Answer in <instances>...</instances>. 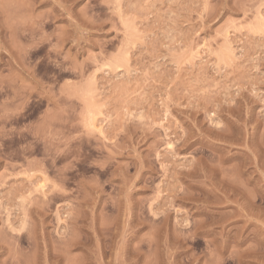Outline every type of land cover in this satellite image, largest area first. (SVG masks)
<instances>
[{
  "label": "rangeland",
  "instance_id": "rangeland-1",
  "mask_svg": "<svg viewBox=\"0 0 264 264\" xmlns=\"http://www.w3.org/2000/svg\"><path fill=\"white\" fill-rule=\"evenodd\" d=\"M0 264H264V0H0Z\"/></svg>",
  "mask_w": 264,
  "mask_h": 264
}]
</instances>
